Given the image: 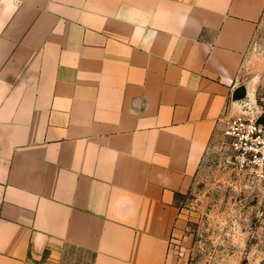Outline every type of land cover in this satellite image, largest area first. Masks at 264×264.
Segmentation results:
<instances>
[{
    "label": "crops",
    "instance_id": "obj_1",
    "mask_svg": "<svg viewBox=\"0 0 264 264\" xmlns=\"http://www.w3.org/2000/svg\"><path fill=\"white\" fill-rule=\"evenodd\" d=\"M264 0H0V264H182L178 196Z\"/></svg>",
    "mask_w": 264,
    "mask_h": 264
},
{
    "label": "rangeland",
    "instance_id": "obj_2",
    "mask_svg": "<svg viewBox=\"0 0 264 264\" xmlns=\"http://www.w3.org/2000/svg\"><path fill=\"white\" fill-rule=\"evenodd\" d=\"M243 74L251 82L258 116L264 100V13ZM182 234L172 252L182 264H264V174L241 169L214 135L192 187L178 196ZM69 264H91L80 254Z\"/></svg>",
    "mask_w": 264,
    "mask_h": 264
},
{
    "label": "built area",
    "instance_id": "obj_3",
    "mask_svg": "<svg viewBox=\"0 0 264 264\" xmlns=\"http://www.w3.org/2000/svg\"><path fill=\"white\" fill-rule=\"evenodd\" d=\"M222 145L233 153L241 169L255 168L264 174V100L258 116H229L219 119Z\"/></svg>",
    "mask_w": 264,
    "mask_h": 264
}]
</instances>
